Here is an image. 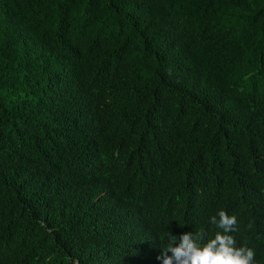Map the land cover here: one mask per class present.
<instances>
[{
	"label": "trees",
	"instance_id": "1",
	"mask_svg": "<svg viewBox=\"0 0 264 264\" xmlns=\"http://www.w3.org/2000/svg\"><path fill=\"white\" fill-rule=\"evenodd\" d=\"M219 210L264 264V0H0V264H162Z\"/></svg>",
	"mask_w": 264,
	"mask_h": 264
},
{
	"label": "clouds",
	"instance_id": "2",
	"mask_svg": "<svg viewBox=\"0 0 264 264\" xmlns=\"http://www.w3.org/2000/svg\"><path fill=\"white\" fill-rule=\"evenodd\" d=\"M209 222L221 230L213 238L205 239L204 231L183 233L179 238L168 233L170 241L157 259L162 264H254V250L237 246L230 234L238 231L236 216L219 210Z\"/></svg>",
	"mask_w": 264,
	"mask_h": 264
}]
</instances>
